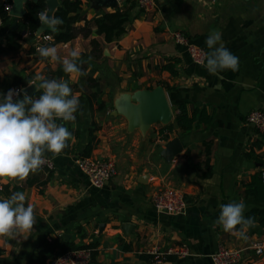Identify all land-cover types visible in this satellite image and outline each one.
<instances>
[{"label": "crops", "instance_id": "obj_1", "mask_svg": "<svg viewBox=\"0 0 264 264\" xmlns=\"http://www.w3.org/2000/svg\"><path fill=\"white\" fill-rule=\"evenodd\" d=\"M5 1L0 0V6ZM116 1L115 9L131 6V0ZM81 2L89 22L102 11L115 10L96 11L90 0ZM7 14L9 18L0 28V44L17 30L11 29L14 18ZM129 17L126 33L108 44L94 28L89 37L78 35L55 45L52 38L44 44L36 33L33 38L22 34L17 53L0 54V93L14 86V76L28 78L33 94L37 76L63 79L78 95L82 108L74 124L57 120L65 123L74 139L61 154H45L54 165L52 170L30 173L18 185L11 178H0V199L33 177L38 183L45 182L39 188L31 185L21 191L34 206L36 224L17 238L0 236V264H28L44 240L55 238L78 245L95 244L90 264H212L210 255L219 246L243 249L239 264H264V254L256 256L249 248L254 242H264V229L257 223L248 229L247 240L214 225L221 204L246 203L245 184L262 165L247 157L251 152L264 156V138L246 124L245 117L254 110L264 112V0H155L152 11L143 13L135 5ZM75 26L83 27L84 20ZM215 31L239 58L237 71L210 74L206 61L194 64L172 38L174 32H181L208 53L205 41ZM91 40L99 44L96 52H92ZM39 46L57 47L61 60L41 58L36 52ZM72 50L80 53L84 63H76L97 80L99 89L89 88L87 75L69 76L63 71L62 60L71 59ZM168 64L176 74L164 69ZM156 86L166 94L172 112L170 123L180 106H185L189 117L194 115L190 130L174 128L163 139L159 130L165 125L155 123L146 132L129 130L126 119L113 113L116 99ZM96 90L99 94L93 96ZM92 124L97 127V141L89 156L111 160L116 168V175L100 189L89 185L74 162L84 156ZM174 139L179 140L181 149L169 157L168 147ZM2 186L8 187L7 195ZM164 188L182 192L186 202L183 214L154 209L152 196ZM126 223L132 228L124 233ZM180 245L187 246L189 257L168 253ZM152 248H157L160 258L168 259H148L153 256L147 253Z\"/></svg>", "mask_w": 264, "mask_h": 264}, {"label": "clouds", "instance_id": "obj_2", "mask_svg": "<svg viewBox=\"0 0 264 264\" xmlns=\"http://www.w3.org/2000/svg\"><path fill=\"white\" fill-rule=\"evenodd\" d=\"M37 18L41 25L37 29L38 37L45 28L53 33L58 32V26L64 23L62 18L48 8L39 11ZM44 39L47 41L51 37L45 36ZM205 43L210 50L206 54L205 64L210 74L228 69L238 70L239 58L222 42L219 31L210 33ZM36 52L43 59L55 62L61 60L55 46H39ZM70 57L63 58V71L69 76L87 75L83 67L76 63H84L80 60V53L72 50ZM36 80L39 81L35 84L36 90L42 93L38 97L28 95L22 88L9 89L6 94L0 93V178L7 177L22 183L30 173L42 170L46 163V153L59 155L70 146L68 142L74 139L65 123H57V120L75 123V114L80 109L78 95L73 93L66 80L43 76H37ZM245 208L242 200L221 204L214 225H220L225 232L247 240L246 233L255 226V221L253 217L244 215ZM35 224L34 206L26 202L25 193L15 191L0 199V236L17 238L32 230ZM262 248L264 246L257 247L258 255Z\"/></svg>", "mask_w": 264, "mask_h": 264}, {"label": "trees", "instance_id": "obj_3", "mask_svg": "<svg viewBox=\"0 0 264 264\" xmlns=\"http://www.w3.org/2000/svg\"><path fill=\"white\" fill-rule=\"evenodd\" d=\"M59 7L54 11L55 15L59 18H62L64 23L58 26V32H45L44 35H49L52 38L51 44H59V43H67L73 39H75L78 35H82L83 37H89L93 32L97 35H103L105 43H111L113 41L119 40L126 33V25L130 21L129 11L131 8H134L136 2L131 0V6L128 9L120 10L115 9L112 12L102 11L99 15L92 21L89 22L85 20L82 13V2L81 0H58ZM5 3H12V0H6ZM138 7V6H137ZM44 0H38L37 2H32L30 0H26L24 3V15L19 18L17 30L13 31L12 34L6 37L5 42L0 44V54H9V53H17L21 49V45L19 44V40L22 39V33L25 32V37L33 38L35 36L36 30L40 24L39 19L37 18V13L45 9ZM140 11H142L139 8ZM143 12V11H142ZM0 15L2 17L3 22L7 21L9 15L7 12L3 10V5L0 6ZM80 20H84L83 27H76V23ZM92 52H96L99 50V44L96 40H91ZM168 64L164 66L165 70H169L170 73L176 74V72L170 67ZM50 79V77H46ZM29 83L28 78H22L21 76H14L13 84L16 86L26 87ZM85 83L89 85V88L95 87L99 89L98 82L95 78H92L91 75H87L85 79ZM41 92H35L32 96L38 97ZM93 96H97L99 94V90H96L95 93H92ZM22 98V94L21 97ZM103 103H100L102 106ZM82 108L78 109L77 112H81ZM76 115V114H75ZM193 115V114H192ZM189 117L187 115V110L185 106H180L178 113L174 116L173 122L162 126L159 130L160 137L163 139L167 138V134L172 132L174 128L180 129L182 131H187L191 129L192 121L194 119V115ZM204 114L201 112L202 121H205ZM77 117V116H76ZM204 118V119H203ZM206 122V121H205ZM97 127L92 124L88 129V142L83 151L84 156H89L94 145L96 144V137L94 136V132ZM261 138H264V134H260ZM261 144V143H260ZM260 144H258L260 146ZM207 150L209 148V144L207 145ZM247 157L253 160L256 163H260L261 168L258 173L254 174L251 177V180L245 184V199H246V217H253L255 223L259 225L262 229H264V156H256L252 152L247 154ZM42 170H44L42 168ZM34 179V180H33ZM28 179L22 187L15 186L14 190L22 191L24 187L36 185L37 188L44 185L45 182L38 183L36 178ZM1 191L7 195L8 187L2 186ZM83 237V236H81ZM92 248L94 249L93 254H95V244L88 245H78L72 241H64L61 238H55L51 240H44L41 243V246L36 253V256L29 261L28 264H45L47 260H51L60 256L61 254L75 249L80 248ZM148 259L157 260L160 257L151 256ZM160 259H168L163 256Z\"/></svg>", "mask_w": 264, "mask_h": 264}, {"label": "built area", "instance_id": "obj_4", "mask_svg": "<svg viewBox=\"0 0 264 264\" xmlns=\"http://www.w3.org/2000/svg\"><path fill=\"white\" fill-rule=\"evenodd\" d=\"M143 13L150 12L155 7V0H134ZM11 4H3V10L7 13L11 10ZM3 25V20L0 15V28ZM49 35H42L41 41L46 44L50 40H45L44 37ZM51 37V36H50ZM173 41L185 48L191 61L196 65H203L206 61V51L190 42V40L181 32H174L172 34ZM21 86H10L9 89H21ZM23 89V88H22ZM5 93V94H6ZM16 99V97H14ZM246 124L254 128L259 134H264V112L261 110H254L248 113L245 117ZM76 167L84 174L88 180L89 185L94 189L102 188L105 183L116 175L115 164L111 160H102L90 156H82L75 161ZM52 161L46 157V163L43 169L52 170ZM152 205L155 210L169 215L183 214L186 208V202L182 192L174 188H164L159 190L152 196ZM264 246V242H254L249 248L256 256L264 254L262 248L261 254H257V247ZM94 249L86 247L67 251L60 256L48 261V264H90L93 257ZM243 249H229L219 246L217 251L210 255L212 264H239L243 259ZM148 254L159 257L157 248H152L147 251ZM169 254L175 255L179 258H187L190 252L186 245H180L168 251ZM158 260V259H157Z\"/></svg>", "mask_w": 264, "mask_h": 264}, {"label": "water", "instance_id": "obj_5", "mask_svg": "<svg viewBox=\"0 0 264 264\" xmlns=\"http://www.w3.org/2000/svg\"><path fill=\"white\" fill-rule=\"evenodd\" d=\"M37 2L38 0H30ZM25 0H13V5L10 16L14 18L11 29L14 30L17 27L19 18L24 15L23 3ZM45 6L51 9L53 12L59 7L58 0H44ZM91 7L98 11L103 8H117L116 0H90ZM51 15V12L49 13ZM40 24L37 29L40 28ZM45 32H49L46 28L44 32L39 36H42ZM37 33V30H36ZM23 35L25 32L22 33ZM37 36V34H36ZM38 37V36H37ZM28 95L32 96L33 87L26 86L23 88ZM115 115L124 117L128 124L129 130L139 129L141 132H146L148 128L155 124L160 123L167 125L172 121V112L166 97V94L161 86H156L152 89H144L133 92L129 95H124L120 99H116L114 102ZM181 149V143L178 139H174L168 147L167 154L172 157ZM14 180V179H13ZM15 184H19V181L14 180ZM132 228L131 224H124L122 226L123 232L126 233Z\"/></svg>", "mask_w": 264, "mask_h": 264}]
</instances>
